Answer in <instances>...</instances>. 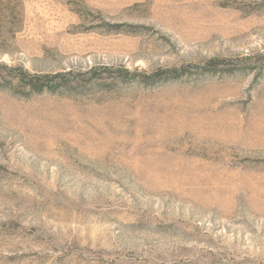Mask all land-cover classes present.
Here are the masks:
<instances>
[{
	"label": "rangeland",
	"instance_id": "374dc122",
	"mask_svg": "<svg viewBox=\"0 0 264 264\" xmlns=\"http://www.w3.org/2000/svg\"><path fill=\"white\" fill-rule=\"evenodd\" d=\"M0 264H264V0H0Z\"/></svg>",
	"mask_w": 264,
	"mask_h": 264
},
{
	"label": "trees",
	"instance_id": "16d2710c",
	"mask_svg": "<svg viewBox=\"0 0 264 264\" xmlns=\"http://www.w3.org/2000/svg\"><path fill=\"white\" fill-rule=\"evenodd\" d=\"M212 62H215V60H213ZM184 71H185L184 68L183 69H176V70H170V71H168V72H166L164 74L170 75L171 79H178L179 77H181V75L184 73ZM90 73H92V71ZM155 74H156V76L159 77L158 79H161V77H162L161 76L162 75L161 72L154 73V75H152V76H155ZM64 77L65 76L62 75V74H57L56 76L51 77L52 81L50 80V82H48V84H41V86L39 85V78L40 77H36L35 82L30 81V82H28L27 85L32 87V89H34V91H36V92H40V91H43V90H47V91H50V92H55V91L58 90L60 83L63 84V82L65 81ZM46 79H47V77H46ZM21 81L23 83H25L22 78H21ZM65 83H66V81L64 82V84Z\"/></svg>",
	"mask_w": 264,
	"mask_h": 264
}]
</instances>
